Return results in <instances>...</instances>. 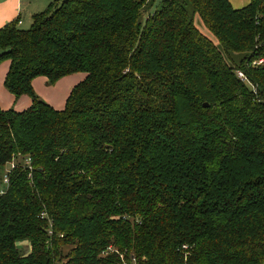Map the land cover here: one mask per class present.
<instances>
[{
    "label": "trees",
    "instance_id": "16d2710c",
    "mask_svg": "<svg viewBox=\"0 0 264 264\" xmlns=\"http://www.w3.org/2000/svg\"><path fill=\"white\" fill-rule=\"evenodd\" d=\"M153 2L0 28L31 100L0 108V264H264V0ZM76 73L60 111L34 93Z\"/></svg>",
    "mask_w": 264,
    "mask_h": 264
},
{
    "label": "crops",
    "instance_id": "0c3cea01",
    "mask_svg": "<svg viewBox=\"0 0 264 264\" xmlns=\"http://www.w3.org/2000/svg\"><path fill=\"white\" fill-rule=\"evenodd\" d=\"M234 9H241L247 6L251 0H228ZM25 5L22 0H0V28L19 20L18 27L23 24L21 19V8ZM9 68V62L0 64V108L4 111L14 110L22 112L31 105V100L27 96L16 99L3 86L4 78ZM82 73L72 74L56 81L48 86L44 77H38L32 81V87L36 96L47 103L55 110H62L71 90L83 79Z\"/></svg>",
    "mask_w": 264,
    "mask_h": 264
},
{
    "label": "rangeland",
    "instance_id": "374dc122",
    "mask_svg": "<svg viewBox=\"0 0 264 264\" xmlns=\"http://www.w3.org/2000/svg\"><path fill=\"white\" fill-rule=\"evenodd\" d=\"M53 1H55V0H22V2H25V5L20 9L22 11L21 12V16H22L21 19H22L23 24L21 26H19V28L22 30L29 29L31 26V23H32V16L44 12L46 10L47 6L49 5V3L53 2ZM57 1L61 2L63 0H57ZM161 1L162 0H154L152 5L150 6L148 12L154 11L156 6H158V4ZM144 14H147V11H145ZM197 21L199 22V20H196L195 24L200 28L201 27V25L199 24L200 22L198 23ZM82 75L84 77L83 73H82ZM9 168H10V166L6 165L4 168V170H5L4 172L9 170ZM0 188H3V185H1ZM19 245L22 246V248L25 250V252L29 251V247H28L27 243H22Z\"/></svg>",
    "mask_w": 264,
    "mask_h": 264
},
{
    "label": "built area",
    "instance_id": "2783aa9c",
    "mask_svg": "<svg viewBox=\"0 0 264 264\" xmlns=\"http://www.w3.org/2000/svg\"><path fill=\"white\" fill-rule=\"evenodd\" d=\"M18 23H19V22H18ZM260 62H261V61H260ZM238 77L243 79V74L239 72V73H238ZM9 166H10V168H9V170H7V171L5 172V175H4L3 180H2V185H3L4 187H6V186L8 185L7 174H9L10 170L13 169V167H14L13 163L10 164ZM3 191H4V189H3V188H0V194H3Z\"/></svg>",
    "mask_w": 264,
    "mask_h": 264
},
{
    "label": "water",
    "instance_id": "95a60500",
    "mask_svg": "<svg viewBox=\"0 0 264 264\" xmlns=\"http://www.w3.org/2000/svg\"><path fill=\"white\" fill-rule=\"evenodd\" d=\"M203 106H204V107H207V104H204Z\"/></svg>",
    "mask_w": 264,
    "mask_h": 264
}]
</instances>
